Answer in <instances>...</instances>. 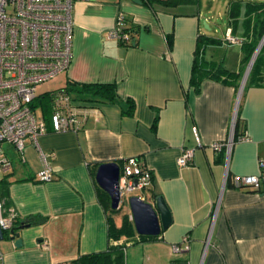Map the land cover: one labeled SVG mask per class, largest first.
Returning <instances> with one entry per match:
<instances>
[{
    "label": "crops",
    "instance_id": "obj_1",
    "mask_svg": "<svg viewBox=\"0 0 264 264\" xmlns=\"http://www.w3.org/2000/svg\"><path fill=\"white\" fill-rule=\"evenodd\" d=\"M247 1L264 0H225L216 14L213 0L74 3L72 57L59 74L65 86L115 83L118 101L85 100L95 110L84 126L58 132L52 129L50 96L49 109L41 96L39 116L47 129L38 144L28 138L22 151L3 144L11 168L0 170L2 213H17L14 227L28 223L30 216L41 220L16 229L20 247L3 230L0 264H70L110 244L123 246L124 264H264V185L257 191L235 187L231 180L258 174L264 160V85L245 86L248 75L242 84L247 65L233 84L206 77L195 93L190 83L198 35L220 38L205 46V59L240 68ZM234 3L239 8L232 19L228 10ZM119 11L134 27L133 43L107 35ZM229 31L237 41L226 39ZM236 120L239 135L234 138ZM231 133L229 151L211 146ZM186 147L194 149L193 157L180 166L177 158ZM131 157L151 171L149 184L135 195L149 202L162 196L170 212V223L158 235L139 234L130 208L110 210L97 190L93 167L96 172L100 163L115 161L121 168ZM45 165L52 178L41 181L38 172ZM124 220L128 232L122 230ZM184 236L189 248L174 252L172 246H183Z\"/></svg>",
    "mask_w": 264,
    "mask_h": 264
},
{
    "label": "built area",
    "instance_id": "obj_2",
    "mask_svg": "<svg viewBox=\"0 0 264 264\" xmlns=\"http://www.w3.org/2000/svg\"><path fill=\"white\" fill-rule=\"evenodd\" d=\"M77 0H0V170L7 171L11 162L4 153L3 144H11L22 151L25 140L30 138L36 145L38 137L46 132L42 116H37L33 103L38 84L54 78L68 69L72 57L73 7ZM126 14L119 11L115 25L108 31V37L123 44L132 42ZM230 42L237 38L229 31ZM52 129L58 132L81 129L90 112L95 108L87 101L73 97L65 89L50 92ZM198 145H201L197 129L192 127ZM244 137V136H242ZM233 139L216 141L213 148L229 151ZM194 149H182L177 158L180 166L188 164ZM46 161L47 155L42 153ZM41 181L51 180V169L45 165L38 172ZM151 180V171L135 157L127 158L119 172V205L124 197L142 190ZM232 184L238 188L249 187L261 190L264 185V160L259 161L258 174L234 175ZM138 196V195H137ZM143 198V196H139ZM0 202V226L9 230L17 218L10 210L3 215ZM184 245L174 244L177 252L189 248L188 236L182 238Z\"/></svg>",
    "mask_w": 264,
    "mask_h": 264
},
{
    "label": "trees",
    "instance_id": "obj_3",
    "mask_svg": "<svg viewBox=\"0 0 264 264\" xmlns=\"http://www.w3.org/2000/svg\"><path fill=\"white\" fill-rule=\"evenodd\" d=\"M149 3L153 1H159L168 4H178V3H188L194 2V0H142V2ZM240 0H238L239 2ZM239 8L238 3L230 6L228 10L229 17L236 18L238 14L236 8ZM245 17L243 18V31L241 35V47L243 50V57L241 60L240 68L236 70H230L225 66L223 59L219 60H207L205 59V46L208 44H214L219 42L220 38L215 36H205L198 35L196 40V49L194 54V59L192 63L190 83L193 86L195 93H198L201 88V82L204 78L209 77L215 80L227 84H233L240 79L244 68L246 67L251 55L253 54L256 46L264 36V1H247L245 3ZM128 30L133 34L134 27H128ZM169 45L171 43V37H168ZM259 84L264 85V44H262L260 50L258 51L251 69L249 71L246 84L247 85ZM63 89L71 93L73 97L82 100H92V101H104V102H117L118 95L116 91L115 83H68ZM49 93L41 95L46 98V107L50 108L49 103ZM41 96H36L33 107L39 102ZM131 103V102H130ZM127 113L132 112V103L130 107L126 110ZM239 121L236 120L234 127V138L239 135ZM93 176L95 175V167L91 169ZM97 190L101 195L104 204L109 207L110 201L109 196L106 192L97 186ZM110 210L114 211L115 209ZM41 219L38 216H30L28 219V224L36 223ZM128 221L124 220L123 228L124 231H130ZM116 236V235H115ZM70 264H124V252L122 245L110 244L108 249L101 252H95L91 254L80 255L73 259Z\"/></svg>",
    "mask_w": 264,
    "mask_h": 264
},
{
    "label": "water",
    "instance_id": "obj_4",
    "mask_svg": "<svg viewBox=\"0 0 264 264\" xmlns=\"http://www.w3.org/2000/svg\"><path fill=\"white\" fill-rule=\"evenodd\" d=\"M135 3L140 4L141 0H132ZM133 43V42H132ZM262 44H264V36H262L258 45L256 46L244 72L242 84L248 75V72L253 64V61L260 50ZM120 167L115 161H108L100 163L95 172V180L97 184L103 189L110 198V206L112 209L119 208V178ZM128 204L131 212V216L134 222L136 231L139 234L146 235H158L162 228H165L171 220L170 212L162 198L157 196L154 201L149 202L137 195H132L128 198ZM28 223H22L17 227L12 226L9 229L11 237L14 239L15 246L20 247L22 240L19 236V232L16 229H22L28 227ZM3 237V230L0 226V239ZM171 264H187L186 261Z\"/></svg>",
    "mask_w": 264,
    "mask_h": 264
},
{
    "label": "rangeland",
    "instance_id": "obj_5",
    "mask_svg": "<svg viewBox=\"0 0 264 264\" xmlns=\"http://www.w3.org/2000/svg\"><path fill=\"white\" fill-rule=\"evenodd\" d=\"M207 0H202V4H205ZM225 0H213V7L217 10H214L215 14L216 13H219L221 10H220V6H218L219 3L223 2ZM221 20H218V23H220ZM222 31H223V28H222ZM211 32L213 33L214 31L211 30ZM220 34V32L218 33ZM231 62V60H230ZM226 63V62H224ZM227 65V64H225ZM227 67H230V66H227ZM66 84L65 82V78H64V75L63 74H59L57 75L56 77L52 78V79H49L47 81H44L40 84L37 85L36 87V95H43L45 93H50V92H55L57 90H60L62 89V87H64ZM41 107L36 104L35 106V113L37 116H39L41 114ZM136 192H133L131 194H129L128 196H125L124 197V200L122 202V204L119 206V210L117 209V211L119 213H123L124 211L128 210L129 209V204H128V198L132 195H135ZM119 216V214H118Z\"/></svg>",
    "mask_w": 264,
    "mask_h": 264
}]
</instances>
